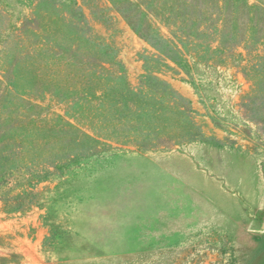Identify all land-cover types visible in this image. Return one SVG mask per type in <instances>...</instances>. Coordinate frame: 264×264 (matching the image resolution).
Wrapping results in <instances>:
<instances>
[{
  "label": "rangeland",
  "instance_id": "374dc122",
  "mask_svg": "<svg viewBox=\"0 0 264 264\" xmlns=\"http://www.w3.org/2000/svg\"><path fill=\"white\" fill-rule=\"evenodd\" d=\"M89 33L115 49L118 87L153 108L130 120L118 112L121 124L104 128L19 81L45 116L99 140L71 131L57 140L76 160L38 183L19 172L0 187V264H264V109L245 105L253 84L240 64L196 65L193 83L172 62L146 60L155 50L110 0H0V40ZM9 60L0 53L2 80ZM148 73L184 112L148 100L164 92L149 87Z\"/></svg>",
  "mask_w": 264,
  "mask_h": 264
},
{
  "label": "trees",
  "instance_id": "16d2710c",
  "mask_svg": "<svg viewBox=\"0 0 264 264\" xmlns=\"http://www.w3.org/2000/svg\"><path fill=\"white\" fill-rule=\"evenodd\" d=\"M110 1L155 50L146 60L172 62L193 83L196 65L237 62L253 84L245 105L254 113L263 111L264 0L254 4L248 0ZM81 25L75 24L79 29ZM9 37L0 40V53L10 59L5 80L0 79V187L19 172L22 182L38 183L76 160L79 153L60 155L57 140L71 131L98 145L94 134L62 117L45 116L40 104L23 97L19 86L22 78L33 86L29 87L33 91L52 92L67 100L78 115H96L92 117L104 128L121 124L117 123L118 112L132 115L130 120L133 115L148 113L153 108L142 99L137 101L135 98L140 95L129 85L125 89L118 87L122 64L115 49L98 35ZM116 65L121 70L114 69ZM144 80L151 89H164L148 95V100L160 103L161 98H166L172 113L184 112L176 106V94L166 88L164 80L151 73ZM18 198L21 197L14 201ZM5 201L12 206L13 199ZM14 208L24 207L19 204Z\"/></svg>",
  "mask_w": 264,
  "mask_h": 264
},
{
  "label": "water",
  "instance_id": "95a60500",
  "mask_svg": "<svg viewBox=\"0 0 264 264\" xmlns=\"http://www.w3.org/2000/svg\"><path fill=\"white\" fill-rule=\"evenodd\" d=\"M263 227H264V224H263Z\"/></svg>",
  "mask_w": 264,
  "mask_h": 264
}]
</instances>
